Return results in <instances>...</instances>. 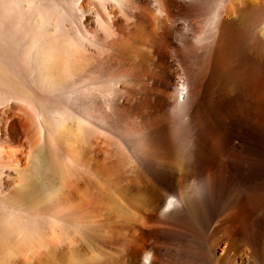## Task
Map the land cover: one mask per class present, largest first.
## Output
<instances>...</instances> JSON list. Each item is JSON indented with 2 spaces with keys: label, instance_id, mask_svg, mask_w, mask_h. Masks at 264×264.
Returning <instances> with one entry per match:
<instances>
[{
  "label": "bare ground",
  "instance_id": "bare-ground-1",
  "mask_svg": "<svg viewBox=\"0 0 264 264\" xmlns=\"http://www.w3.org/2000/svg\"><path fill=\"white\" fill-rule=\"evenodd\" d=\"M21 1L0 0V264H264V0Z\"/></svg>",
  "mask_w": 264,
  "mask_h": 264
},
{
  "label": "rangeland",
  "instance_id": "rangeland-1",
  "mask_svg": "<svg viewBox=\"0 0 264 264\" xmlns=\"http://www.w3.org/2000/svg\"><path fill=\"white\" fill-rule=\"evenodd\" d=\"M25 2V3H24ZM27 0L25 1V0H23V1H21V6L23 7V8H26L27 7ZM212 8V6L211 5H208L206 8H205V10L201 13V14H199L197 17H196V19H195V17H193V16H191V18L193 19V25H194V31L192 32V36H193V40H194V37H197V36H199L200 34H201V32L203 31V30H205V28H206V26H207V20H208V17H209V13H210V11L212 10L211 9ZM37 13V10H35L34 12H33V15H34V18H37V14L35 15V14ZM51 14H53L54 15V13H51ZM238 28H242V26H237ZM239 50H241V49H239ZM234 56H236L235 54H234ZM237 56L239 57V58H241V60L242 61H244V59L246 58V55H245V53H243V52H238L237 53ZM219 79L221 80V78H217L216 80L217 81H219ZM129 115V117H130V115H131V117L133 118V117H137V115H134V114H129V113H123V116H121V117H124V116H128ZM137 119V118H136ZM127 120H130L129 118H127ZM117 121H118V119H117ZM172 121V120H171ZM119 122V121H118ZM121 122V121H120ZM168 129H169V131H170V133H171V135H172V138H173V142H174V144L176 145V146H179L180 145V140H179V136H180V134H185L186 133V131H185V129H183L182 128V126L178 123V122H171L169 125H168ZM183 130H184V132H183ZM27 264H43V261H27Z\"/></svg>",
  "mask_w": 264,
  "mask_h": 264
}]
</instances>
